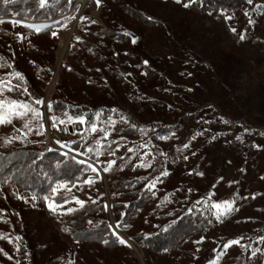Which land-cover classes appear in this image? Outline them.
Wrapping results in <instances>:
<instances>
[{
    "label": "rangeland",
    "instance_id": "rangeland-1",
    "mask_svg": "<svg viewBox=\"0 0 264 264\" xmlns=\"http://www.w3.org/2000/svg\"><path fill=\"white\" fill-rule=\"evenodd\" d=\"M126 1L143 11L142 14L147 18L151 17L153 22L149 24L120 13L114 0H102L99 7L94 0H71L70 10L53 19H26L15 15L0 17V20L22 21V24H13L16 34H20L19 37L16 35V71L23 76L29 74L39 78L41 82L38 85L43 89L41 96L31 93L30 98L20 96L15 91L5 92L4 96L28 100L30 103L34 102V98L43 99L44 104L36 107L44 113L45 123L43 135L38 136L33 131L19 140L12 138L27 131L23 129V121L14 119L12 124L0 125V150L44 145L45 148L71 152L78 159L92 163L100 172L99 180L91 186L83 183L85 178L95 176L90 170H86L80 180L68 182L70 192L61 190L57 196L65 195L69 201L72 196L85 202L105 200L109 206L106 219L113 230L128 242L123 245L124 253L137 258L138 264H183V261L167 252L155 257L149 255L146 249L139 247L116 227L110 209L109 175H112L113 180L116 175L123 173L122 161L112 165L108 172H104L103 168L108 166V160L117 161L119 157H123L127 163L134 159L135 164L136 155L127 150L122 153L123 149L129 147L139 148L141 153H151L147 157H140L152 160L150 168L133 167L130 172L144 179L145 184L164 169L170 174L176 169L177 161L183 162L184 172L175 177L173 188H167L166 185L169 184L166 176H161V182L153 189L156 192L157 208L169 216L176 210L200 211L213 215V202L233 198L236 200L239 211L221 217L218 228L203 236L211 244L213 257L205 259L202 264H208L209 260L220 253L222 255L218 264H231L227 262V258L243 260L246 254L263 252L264 240L260 238L264 237V0H253L252 4L248 0H242L244 4L241 9L247 16L249 27L240 30L237 38L229 35L214 16L194 13L188 7H183V3H175V0ZM223 13L230 30L235 28L237 31V22L232 13L226 10ZM82 16L88 19L82 21ZM229 16L231 19H226ZM65 17L62 25L52 28L51 32H57L56 37L39 36L37 32L31 33L24 26L34 25L42 30ZM111 24H115L124 33L131 34L128 36L129 42H115L114 61L118 73L134 89L167 104V110L162 115H155L148 125H144L137 117L138 110L133 104L134 94L127 91L121 81L107 73L106 68L94 65L95 62L87 60V57L80 60L87 47L92 52H98L95 45L87 46L80 41L87 39L92 43H101L96 25L106 27ZM241 35L244 36L243 40L240 39ZM131 36L138 37L135 44L131 43ZM76 37H80V40L77 41ZM30 46L44 52L50 58L49 62L44 65L38 58H28ZM144 60L151 67L158 65V70L166 77L164 83H157L156 86L152 83V89L148 86L150 83H147L143 68ZM14 61L10 60V64L13 65ZM47 66L52 68V76L45 85L42 70ZM92 66L96 71L99 69L97 76L109 90L108 107L118 109V113L108 112L103 117L106 120L108 115H112L117 121L115 130L106 140H103V134L99 132L89 134L86 131H74L76 125L59 126L67 127V131L52 129L51 120L48 119L51 115L63 119L66 111L50 112L47 108L48 102L52 100L55 84L72 81L71 70L96 75ZM13 83L16 82L13 80ZM21 86L27 87L24 84ZM120 115L126 116L129 124H139L137 133L123 134L118 130L119 125L129 127L120 122ZM35 123L36 121H32V124ZM163 125L169 127L168 131H164ZM159 136H164L165 139H158ZM97 137L102 139L104 148L102 154L96 156V160L70 150V145L79 141L87 151L89 145L95 147L93 140ZM120 137L125 139L121 140ZM9 139L11 143L6 142ZM56 140L67 146L62 147ZM144 143L149 144L148 149L141 147ZM112 144L115 155L104 153ZM117 144L121 147L117 148ZM184 144L189 147L183 148ZM184 156H188V159L184 160ZM190 170L192 174H189ZM198 172L203 175H196ZM230 181L233 183L230 184ZM189 188L192 189L191 192H188ZM254 193L257 195L252 199ZM166 196L170 202L165 201ZM25 200L27 217L40 231V239L46 243H51L54 238L65 242L69 252L66 264H77L74 241L59 223L64 213L58 211L53 214L44 200L39 202L37 198L33 200L28 197ZM64 207L80 208L74 201ZM0 217V232L11 240L0 239V247L12 256L11 260L8 259L9 264H17V261L22 264L19 251H16L19 248L16 237H20L17 221L6 210ZM152 221L155 231L160 225V216L152 218ZM241 237L243 239L240 244L224 249L223 245L227 241ZM80 246L86 254L89 253V247L82 244ZM200 248L204 250L205 246L196 244L189 250L196 251ZM227 254L229 257L226 258ZM184 264H196L194 257H186Z\"/></svg>",
    "mask_w": 264,
    "mask_h": 264
},
{
    "label": "trees",
    "instance_id": "trees-1",
    "mask_svg": "<svg viewBox=\"0 0 264 264\" xmlns=\"http://www.w3.org/2000/svg\"><path fill=\"white\" fill-rule=\"evenodd\" d=\"M114 1L117 8L120 9V13L149 24L153 22L142 14L143 11L136 9L128 1ZM243 4L242 0H194L188 8L194 13L214 16L216 20L222 23L229 35L237 38L240 30L249 27L247 16L241 9ZM70 8L71 2L69 3V0H49V3L43 8L39 6L38 0H0V17L15 15L26 19H53L67 13ZM225 10L231 12L235 17L238 29L236 32L231 31L228 27L224 19L223 12ZM65 19L66 17L59 19L37 34L50 37L52 28L62 25ZM0 21H4L0 23V57H3L0 63L7 65L10 64V60H15L11 68L7 66L0 68V76H3L6 73L16 71L15 65L18 64V58L16 32L13 23L9 22L11 20ZM96 28L98 34L101 35V43H92L87 39L80 41V43L87 46L95 45L98 52L89 51L87 47L80 60L87 57V60L95 62L94 65L106 68L107 73L115 77L117 81H121L126 90L134 94L133 104L138 110L137 117L139 120L144 125L150 124L155 115H162L167 110V104L163 100L151 98L143 91L134 89L115 68V42L119 40L129 42L130 38L124 35V32L115 24L106 27L96 25ZM25 29L31 33L36 32L32 28L25 27ZM27 55L28 58H38L44 65L50 60L44 52L34 46L29 47ZM93 68L92 66L91 69L95 71L96 75L71 70L72 81L67 80V82L55 84L51 100L53 111L66 110L71 114L87 113L89 118H92L97 111L103 109V117L106 116L105 114L110 109L107 104L110 101L109 90ZM143 68L146 72L147 83H150L148 86L151 89L154 87L152 83L156 86L157 83L166 81L165 75L158 70V65L156 67L143 65ZM42 72L46 85L52 76V68L47 66ZM24 77L25 81L15 79L14 81L26 85L27 87H25L30 93H34V96H41L43 89L38 85L41 80L29 74H25ZM135 125H137L135 129L123 128L121 125L117 128L123 134L134 135L140 127L137 122ZM163 129L168 131L169 127L163 125ZM110 146L112 148L114 144ZM108 148L104 153L108 154ZM70 150L75 153L87 152L79 141L71 144ZM126 150L123 149L122 153ZM170 150L172 151V148ZM65 153L56 148H45L44 145H28L0 150V208L10 211L17 221L21 238L18 240V245L22 264H66L68 261L67 244L56 238L51 243H46L40 239V231L27 217L24 200L17 199L14 195L16 192L23 197L32 198L35 196L41 202L43 196L51 197V187L57 183H72L80 180L86 171L85 166L77 164L71 159L74 156L73 153L70 152L67 155ZM86 156L91 160H96V155L93 153H88ZM120 162L121 160L118 158L116 164ZM133 165L134 159L127 163L123 173L116 175L113 180L112 175H109L110 209L116 225L119 221L120 226L118 228L125 232L139 247L146 249L149 255L153 257L167 252L170 256L183 261V264L186 257H194L196 264H202L205 259L212 258L211 244L206 238L200 243H194V241H199L201 236L215 231L218 228V219L211 213L204 214L200 211L183 212L176 210L173 215L169 216L159 210L156 197L152 196L144 187L145 180L138 175L130 174ZM175 168L165 177L169 184L166 187L169 189L173 188V185L175 186V177L184 172L183 162L177 161ZM9 175L13 179L8 184H4L3 180ZM56 199L59 202L60 196H57ZM104 204L106 202L103 199L94 202L87 200L82 208H77L73 213H64L59 219L63 229L68 228L67 233L74 241L76 263L138 264L137 258L127 256L124 253L123 245L119 244L116 236L113 235V227H108L111 224L105 217L107 211L102 210ZM125 205L127 206L125 207ZM158 215L160 216V225L154 231L152 218ZM104 240H107L108 243H103ZM80 244L89 247V253L86 254ZM196 244L205 246V249L190 251V247ZM227 257L229 254L226 255ZM227 260L231 264H264V250L254 255L246 254L243 260L240 258H227ZM0 264H9L8 259L2 253H0Z\"/></svg>",
    "mask_w": 264,
    "mask_h": 264
},
{
    "label": "snow or ice",
    "instance_id": "snow-or-ice-1",
    "mask_svg": "<svg viewBox=\"0 0 264 264\" xmlns=\"http://www.w3.org/2000/svg\"><path fill=\"white\" fill-rule=\"evenodd\" d=\"M71 2V0H69V3ZM95 5L97 7L100 6L102 0H94ZM194 2V0H175V3L177 4H181L183 3V7L187 8L189 7L192 3ZM49 3V0H38V4L41 8L45 7L46 4ZM249 4L253 3V0H248ZM80 19L83 20H87V17H80ZM149 20H151V17H148ZM226 19H231V17H226ZM4 21H0V23H3ZM10 23L13 24H22V21L19 20H14V21H9ZM251 22V21H249ZM91 23H96L95 21H91ZM28 28H33L37 33H39L41 31V29L39 27H36L34 25H24ZM47 27V26H45ZM231 31L235 32L236 29L232 28ZM18 37L20 36L19 33L16 34ZM124 35L129 36L131 35L128 32H125ZM51 36L52 37H56L57 36V32L53 31L51 32ZM77 41L80 40V37H76ZM138 37L136 36H131V43L135 44L137 42ZM240 39L243 40L244 36L241 35ZM89 51H91V49H89ZM127 53H125L126 55ZM0 60H3V57H0ZM142 63L144 65H147L149 62L147 60L142 61ZM9 67L11 68L13 65L12 64H7L5 65L4 63H0V68L3 67ZM97 71H99V69H97ZM130 75V73H129ZM190 75V73H189ZM19 80V81H24L25 77L23 76V74L19 71H12L10 73H6L3 76H0V125H6V124H12L13 120H19V121H23V129H26L27 131L21 132L20 136H16L13 137L12 139H21V137H27V135L29 133H32L33 131H35L36 135H43L44 130H45V123H44V113L40 110V108L36 107L37 105H43L44 104V100L41 98H34V102L30 103L28 100H22V99H12L9 98L7 96H4L5 92H17L20 96H29L31 97V93L28 91L27 88H22L21 84L19 83H13V80ZM169 107H171V105H169ZM47 108L48 110L51 112L52 111V103L48 102L47 104ZM110 113H118V109L116 108H112L109 109ZM103 114H104V110L101 109L99 111H97L95 113V116L92 118H89L87 113H80V114H69L67 111H65L63 113L64 118L61 119L60 117L56 116V115H51L48 117L49 120H51V124L50 127L52 129H56L59 131H67V127L61 128L59 126L61 125H77V126H81V127H77L74 129V131H86L89 134L91 133H102L103 134V140H106L108 138V136L112 133V131L115 130V125L117 123V121L113 118L112 115H108L107 119H103ZM32 121H36L35 124H32ZM120 122H122L125 125H128L130 128L135 129L137 127V125L135 124H129L128 118L124 115H120ZM225 123H227V121H224ZM17 131H21L20 129H17ZM247 131V130H246ZM195 137H193L194 139ZM121 140H124L125 137H120ZM158 139H165L164 136H159ZM7 143H11V139H9L8 141H6ZM57 144H61L62 147L67 146L65 145L62 141L60 140H56ZM113 143H115V141H113ZM93 144L95 145V147H92L91 145H89L87 147V152H80L79 155H86L88 153H93L96 156H99L102 154V150L104 148V144L102 142V139L97 137L93 140ZM117 148L121 147V145L117 144L116 145ZM142 148L148 149L149 148V144L148 143H144L141 145ZM183 148H188L189 145L184 144L182 146ZM127 152L129 153H133V155L137 156V162L133 165V167H139V168H150L152 166V160L149 159H140L141 156L147 157L149 156L151 153H141L139 148H127ZM108 153L109 155H115L114 150L111 148V146H109L108 148ZM65 155H67V153H65ZM161 155H166L164 153H161ZM194 155V153H193ZM71 159L73 161H75L77 164L80 165H84L86 170H90L92 173L95 174L94 178L93 177H87L83 180V183L91 186L95 183L96 180L100 179V172L99 170L92 164L89 163V161L87 160H83V159H77L76 156L71 157ZM119 159L122 161L121 163V170H123V167L125 165V163H127L126 161H124L123 157H119ZM184 160L188 159V156H184L183 157ZM97 163H100V161H97ZM107 167L103 168L104 172H108L111 168L112 165L116 164V160H108L107 162ZM189 174L191 173V170L189 171ZM169 175V172L167 169H164L163 171H161L159 173V175L153 177L152 179L148 180V182L144 185V187L149 191V193L152 196L156 195V192L153 191V189L156 188L157 183L161 182L160 181V177L161 176H167ZM196 175H200L202 176L203 173H196ZM13 179V177L11 175L7 176L4 180L3 183L4 184H8L9 181H11ZM220 179H223L222 177ZM230 184L233 182H229ZM61 190H66L67 192L71 191V188L68 187V182H61L56 184L55 187H51V199L49 198L48 195H45L42 197V199L47 203V207L48 209L53 213L56 214L58 211L63 214V213H73L74 211H76L75 208L73 207H67L65 208L64 205L69 204L71 201H74V203L76 205H79L81 208L84 206L85 201L82 199L77 198L76 196H72L71 197V201H69V199L63 195L60 196V200L59 202L57 201L56 197L57 195L60 193ZM192 189L189 188L188 192H191ZM14 195H16L17 199L20 200H25V197L20 196L19 193L14 192ZM257 194H252V199H255ZM242 199H247V197H241ZM33 200L36 199L35 196L32 197ZM165 201H169V198L166 196ZM25 202H27L25 200ZM94 202V201H93ZM197 203H200V201H197ZM127 205H125L126 207ZM108 205L104 204L102 210L103 211H107L108 210ZM212 209H213V215L216 216V218L219 220L221 217L226 216V215H230L233 211H239V207L236 205V200L233 199H225L222 202H213L211 205ZM5 209L0 208V214L4 213ZM16 215H19V213H16ZM121 215H123V213H121ZM2 218V217H0ZM89 223H91V221H89ZM119 221L117 222L116 227H119ZM109 228H112V225L108 226ZM65 232L68 231V228L64 229ZM113 235L116 236L119 244L121 245H126L128 242L122 237L120 236L118 233H116L115 231H113ZM0 239H8L9 242H11L10 238L5 236L4 233L0 232ZM17 240L21 239L20 237H16ZM243 239V237L239 238V239H232L227 241L223 247L224 249H228L230 246L232 245H237L240 244L241 240ZM260 239L264 240V237H261ZM204 240V237L201 236L199 241H194V243H200ZM103 243L107 244L108 241L104 240L102 241ZM130 246V245H129ZM199 249H197L198 251ZM16 251H19V248H16ZM215 251V249L213 250ZM0 253H2L7 259L11 260L12 256L4 251V249L0 248ZM220 255H222V253L218 254L215 258L211 259L208 261V264H218L219 262V258ZM17 264H19V261H17Z\"/></svg>",
    "mask_w": 264,
    "mask_h": 264
},
{
    "label": "water",
    "instance_id": "water-1",
    "mask_svg": "<svg viewBox=\"0 0 264 264\" xmlns=\"http://www.w3.org/2000/svg\"><path fill=\"white\" fill-rule=\"evenodd\" d=\"M77 127H81V126H77V125H76V128H77Z\"/></svg>",
    "mask_w": 264,
    "mask_h": 264
}]
</instances>
